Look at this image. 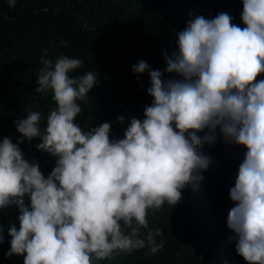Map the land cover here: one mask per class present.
Segmentation results:
<instances>
[{"label":"clouds","instance_id":"clouds-1","mask_svg":"<svg viewBox=\"0 0 264 264\" xmlns=\"http://www.w3.org/2000/svg\"><path fill=\"white\" fill-rule=\"evenodd\" d=\"M240 18L243 26L227 12L190 14L164 53L163 71L143 59L131 66L148 74L152 100L122 137L111 135V122L77 120L96 70L76 74L81 58L43 49L35 92L50 93L54 104L45 116L28 108L14 122L17 142L0 139V212L18 208V224L7 225L6 256L23 255V264H99L141 248L158 253L162 230L149 226V212L198 187L211 163L203 148L220 138L245 149L229 189L228 239L248 264H264V0H242ZM34 137L37 149L55 157L47 175L20 147Z\"/></svg>","mask_w":264,"mask_h":264},{"label":"trees","instance_id":"trees-1","mask_svg":"<svg viewBox=\"0 0 264 264\" xmlns=\"http://www.w3.org/2000/svg\"><path fill=\"white\" fill-rule=\"evenodd\" d=\"M242 0H0V139L22 136L15 121L26 116L28 108L42 116L53 106L51 94L35 92L40 56L63 52L82 59L76 74L96 70L97 83L82 103L77 120L93 127L111 122V135L122 137L130 117L143 118V108L152 97L146 89L149 76L133 73L131 66L145 60L151 68L163 71L164 53L175 48L177 30L183 29L190 14L213 17L227 12L241 26ZM61 41H67L61 44ZM165 76L174 74L164 73ZM123 115L121 124L116 117ZM39 137L24 138L20 147L28 160H36L47 175L55 166V157L35 145ZM242 146L230 145L218 138L203 151L211 163L202 170L198 187H185L174 205L164 204L148 214L149 226L159 227L163 248L155 254L146 249L115 253L99 264H248L236 253L235 241L226 225L228 209L234 204L229 189L242 158ZM15 205L0 212L5 225L0 242V264H23V255H5L10 248L9 222L16 220Z\"/></svg>","mask_w":264,"mask_h":264}]
</instances>
